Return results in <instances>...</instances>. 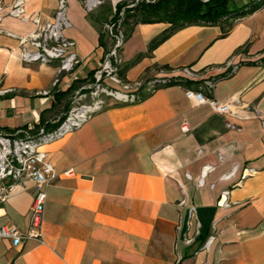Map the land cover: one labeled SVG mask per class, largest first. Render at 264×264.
<instances>
[{"label":"crops","instance_id":"obj_1","mask_svg":"<svg viewBox=\"0 0 264 264\" xmlns=\"http://www.w3.org/2000/svg\"><path fill=\"white\" fill-rule=\"evenodd\" d=\"M23 1L25 13L42 20L56 7V0ZM126 1L104 0L87 10L81 0H68L70 25L62 31L81 61L62 71L55 86L57 61L22 58L20 36L34 22L2 16L0 86L9 90L0 93L1 132L56 125L72 90L91 80L114 46L112 18ZM166 25H134L118 57L126 62L144 54L126 68V78L187 77L194 81L189 88L230 110L195 102L180 84L161 85L142 89L134 102L107 103L44 144L57 173L47 187L44 242L26 238L14 246L0 237L1 264H264V5L225 32L222 24H189L148 51ZM212 77L218 78L211 89L202 85ZM32 198L31 180L13 184L0 224L26 231Z\"/></svg>","mask_w":264,"mask_h":264},{"label":"built area","instance_id":"obj_2","mask_svg":"<svg viewBox=\"0 0 264 264\" xmlns=\"http://www.w3.org/2000/svg\"><path fill=\"white\" fill-rule=\"evenodd\" d=\"M81 1L84 7L90 10L104 0ZM134 1L137 0H131L130 5ZM67 9L68 0H56V7L52 17L42 20L38 14L27 15L25 13L23 0H12L9 3L0 1V20L4 14H8L22 20H32L34 22L35 28L28 34L20 36L22 58L25 61H57L58 73L52 80L53 86L59 82V74L62 71H70L81 61L78 54L72 50L75 41L65 36L62 31L64 27L70 25ZM121 9L123 11L122 7ZM114 35L116 37L114 46L106 55L101 67L94 72L92 83L94 86L89 83L82 84L77 88L76 93L82 87H89V92L92 94L97 91H104L108 96L115 99L114 102H134L140 98L139 90L143 89L152 92L156 89V81L162 77H152L143 82L141 80H123L118 76L115 71L116 63L120 61L117 48L123 42V34L118 30V34ZM26 43L31 44L33 49H28L25 46ZM112 56L115 59L114 63L111 62ZM234 68L235 66L231 67L229 72L231 73ZM182 70L187 75H193V72L187 66H184ZM214 82V80L207 78L204 80L203 85L211 89ZM8 90L0 86V93ZM47 92L48 90H43V93ZM186 95L197 103L208 102L215 111L228 112L230 110L227 103L219 101L212 96H207L201 90L186 88ZM102 101V99H98L92 105L73 106L63 120L50 128L44 125L36 126L31 124L24 128L16 127L9 132L0 131V206L7 200L13 184L25 179L31 180L33 184L29 228L23 231L13 224H0V237L9 238L14 246L19 245L26 238H34L39 242H44L42 223L47 187L57 176L53 163L47 157L44 144L79 126L94 111L106 105ZM227 124L232 126L229 122ZM183 128H187L185 123H183ZM72 172L73 169L71 167L66 170L67 174ZM202 177L199 181H202ZM228 192L227 189L222 191V196L224 197L222 204L224 205L229 204L226 200ZM184 201V198L180 200L181 203ZM213 237L214 235L210 234L206 243L211 241ZM192 239V237H187L186 241L191 242Z\"/></svg>","mask_w":264,"mask_h":264},{"label":"trees","instance_id":"obj_3","mask_svg":"<svg viewBox=\"0 0 264 264\" xmlns=\"http://www.w3.org/2000/svg\"><path fill=\"white\" fill-rule=\"evenodd\" d=\"M230 0H153L143 1L137 0L126 8V16L124 23L126 32H123V41L128 37L134 25L137 23L164 21L167 25L151 38L148 43V51L156 47L161 41L170 36L177 29L189 24H222L224 32L232 25L233 21L249 12L264 5V0H249L237 8L229 6ZM123 4H118L121 7ZM117 13V11H116ZM114 14L112 21L116 17ZM120 46L117 48L119 52ZM144 52H139L132 59L123 62L121 59L116 63V73L123 80H128L125 75L126 68L134 63ZM168 64L159 65L158 68H168ZM230 74L227 70L222 76ZM219 77V76H218ZM218 77L210 79L216 80ZM194 81L183 76L162 77L156 81V87L161 85L180 84L189 88ZM203 85V84H202ZM201 87V85H200ZM71 86L64 92L60 93V97L70 90ZM192 88V87H191ZM195 89V88H193ZM142 90V89H141ZM139 90V95L140 91ZM198 90V89H196ZM146 91V90H145ZM150 93L151 91H146ZM141 98V95L139 96ZM139 98V99H140ZM58 118L56 125L63 119ZM43 120V119H42ZM41 121V120H40ZM175 264H182L177 261Z\"/></svg>","mask_w":264,"mask_h":264},{"label":"rangeland","instance_id":"obj_4","mask_svg":"<svg viewBox=\"0 0 264 264\" xmlns=\"http://www.w3.org/2000/svg\"><path fill=\"white\" fill-rule=\"evenodd\" d=\"M143 1H148V0H143ZM149 1H153V0H149ZM247 1H249V0H230L229 6L231 8H237ZM108 3L109 2L106 1L105 4L101 5L100 7L101 8L106 7L107 6L106 4H108ZM130 3H131V0H127L125 3H123V6H121L123 8V11H122L121 7H119L117 9L116 17L112 21V25H111V30L114 34H118V30H120V32L122 34H123V32H126L124 23H122V21H123L124 17L126 16V8L128 6H130ZM114 38H116V37H114ZM111 62L112 63L115 62L114 56L111 57ZM93 80H94V77H92L91 80L84 82L83 84L89 83V84L93 85L92 84ZM76 90H74V91L72 90V93L70 94V99H69V100H71L70 105L68 106V108L65 111L62 112V114L59 115L58 118L63 116L62 118L64 119V117H66V115L70 112V109L73 106H79L82 104H86V105L91 104L92 105L98 99H102L103 100L102 103L105 102V104L110 103V102H114V100H115L114 98L108 96L104 91H101V92L97 91L95 94H92L91 92H89V90H90L89 87H82L78 93H76Z\"/></svg>","mask_w":264,"mask_h":264},{"label":"water","instance_id":"obj_5","mask_svg":"<svg viewBox=\"0 0 264 264\" xmlns=\"http://www.w3.org/2000/svg\"><path fill=\"white\" fill-rule=\"evenodd\" d=\"M116 48V47H115Z\"/></svg>","mask_w":264,"mask_h":264}]
</instances>
